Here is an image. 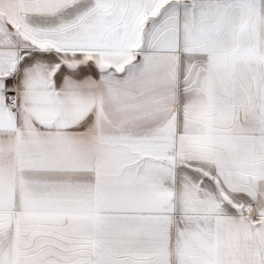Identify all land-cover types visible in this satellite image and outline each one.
Returning <instances> with one entry per match:
<instances>
[{
  "label": "snow or ice",
  "instance_id": "snow-or-ice-1",
  "mask_svg": "<svg viewBox=\"0 0 264 264\" xmlns=\"http://www.w3.org/2000/svg\"><path fill=\"white\" fill-rule=\"evenodd\" d=\"M0 264H264V0H0Z\"/></svg>",
  "mask_w": 264,
  "mask_h": 264
}]
</instances>
